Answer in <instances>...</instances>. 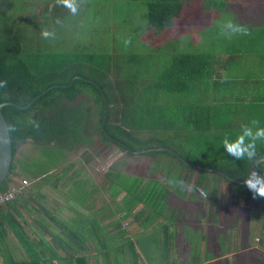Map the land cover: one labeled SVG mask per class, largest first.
I'll return each mask as SVG.
<instances>
[{"label": "rangeland", "instance_id": "374dc122", "mask_svg": "<svg viewBox=\"0 0 264 264\" xmlns=\"http://www.w3.org/2000/svg\"><path fill=\"white\" fill-rule=\"evenodd\" d=\"M79 1L77 3L82 2ZM83 1L82 5L77 4L75 12L65 11L63 13L64 20L59 23L55 20L53 9H47L53 5L54 0H18V3L25 2V4L16 8V15L20 17L27 14L25 16H28L29 19L23 32L24 38L27 39L25 47L29 48L27 51L60 54L88 51L96 55L98 59H107L110 62L118 63L116 66L121 68L120 75L114 73L112 80L114 82L119 80L117 82L121 84L122 91L127 92L128 95L139 96L143 91L145 92L146 88L149 92L156 90L154 84L157 76L164 66L166 67L170 63V51L164 49V53H161L160 46L162 44L163 46L166 44L167 48L171 46L177 50L179 49L177 44L187 39L192 44L194 43L193 51L201 50L202 46L207 49V39L202 30L205 25L211 27L210 21L212 18L214 19L213 14H217L213 13V10L210 11L213 9V4L217 3L222 6L221 2L226 1L230 7L243 8L244 6L252 7L255 2L263 0H190L181 14L180 19L184 23L175 25L170 32L150 31L147 21L150 0ZM262 3L257 6V9L264 7ZM224 7H218L216 10L223 11L229 8ZM221 19L224 21L226 17ZM44 31H49L52 35L45 37L42 34ZM133 53H136L137 56L132 57ZM81 95L74 102L78 112L76 111L74 115L76 117L73 120L81 129L79 133L85 140H89L92 128H98L96 115L101 107L94 102V90L87 89ZM173 95L175 98L180 97L176 94ZM173 95L167 92L164 94V98L169 103L164 105L163 109L167 108L171 112H175V118H179L182 115V110L181 107L172 105ZM137 112L135 123L139 136H142L143 132H145L146 138L148 136L163 138V135H167L165 129L162 128L158 132L144 129L145 124L142 123V119H150V116L144 109L137 110ZM224 122L225 120L218 119L219 130L216 133H208L209 137H203L200 140L202 141L201 145H204L205 142L208 145L210 138H215V136L219 140L221 138L235 140L239 135L238 131L236 130L234 135H231L233 130L231 126L230 130L228 128L221 129ZM139 126H142L143 131L139 129ZM172 138L176 146L184 148L187 146V149L200 144V141L192 136H189L190 140L187 141L185 137L175 131L172 132ZM90 139L93 142L92 148L83 147L78 152L53 146H42L31 141L20 146L14 163L17 167L16 171L21 175L12 176L9 188L20 186L26 179L29 184L22 188V194H27L31 188L35 192L42 191L46 195L43 204L50 211H59L65 220L76 216L78 211L86 215L98 213L106 220L109 216L108 222L112 224L107 228L106 233L112 230L115 233L112 235L108 257L104 253L96 251V246H98L96 240H88L86 245L89 246V251L82 253L87 257L88 264H133L134 259L129 240L135 242L138 250L136 260L138 264H165L167 259L173 262L169 264H174L175 261H177L176 264H193L197 258L199 259V262L196 261L198 264H264V196L254 195V190L251 194H236L230 183H227L222 176H217L218 179L215 183L211 179L208 180L207 189L210 186L208 194L204 197V203H198L199 208H197V204L196 206L193 204L194 202H190L192 200L190 195L194 193V185L198 178L197 170L194 171L191 180L185 184L184 191H187V195L184 198L185 192L182 194L181 182L176 187L175 180L181 173L182 165L179 161L175 162L176 166L173 170L170 168L167 171L164 167L165 164H168L164 161L166 158L158 160V158L137 155L129 157L116 145L104 146L97 134H93ZM217 146L219 156H227L225 154L228 153L226 147L219 144ZM214 147L215 145L205 153H211ZM86 160L89 162L86 163ZM169 160L167 158V161ZM115 163L119 167L112 172L113 176L111 177L115 179L112 181L107 175H109L110 167ZM71 164L74 166H71V169L65 174V169ZM23 175L30 177L39 175L45 179L40 178L33 182L23 178ZM59 176L60 181L57 188L54 189V185L50 184V181L57 180ZM77 180L79 182L88 180L85 182L86 186L83 187L90 193L89 199L85 203V211L74 200L77 197L86 196L83 188H78L81 185L78 186V184L73 188L72 185L71 187L66 186V184H74ZM45 181L49 182L51 186H44ZM91 186H97L100 191L93 192ZM123 186L132 190L131 195L135 194L133 188L140 189L138 190L140 192L159 186L170 191V196L174 193L170 198L172 201L168 206L170 208L157 211L139 203L135 211L143 213L141 220L133 219L132 215L135 213L133 210L132 215L124 218L121 222L122 228L127 231L122 236L120 235L122 228L116 227L113 223L117 217L121 219L122 212L113 217L110 213L114 210L115 204L126 196V191L120 192ZM199 192L200 196L206 193L203 188ZM114 193H118L116 198L113 197ZM72 196L74 197L72 198ZM107 204L111 205L105 208ZM162 204L159 203V205ZM168 215H172V219L179 226V232L175 233L176 239L173 240V244H168L170 242L165 240L160 230L162 222H166L169 218ZM148 216H151L152 219H148ZM34 217H36V213L26 215L29 222V225H25L26 231L33 238L42 237L48 241L50 236L34 222ZM43 218H45L44 222H48L46 217ZM9 238L10 243L12 242L13 246L17 248L15 254L19 256L22 251L20 243L13 233H10ZM163 245L165 247H162ZM13 246H8L9 250L14 249ZM165 250L170 255L168 254L164 258ZM63 263L60 262V264Z\"/></svg>", "mask_w": 264, "mask_h": 264}, {"label": "trees", "instance_id": "16d2710c", "mask_svg": "<svg viewBox=\"0 0 264 264\" xmlns=\"http://www.w3.org/2000/svg\"><path fill=\"white\" fill-rule=\"evenodd\" d=\"M77 1L72 0L75 7H77V4L82 5L84 2L80 0L82 2L77 3ZM189 1L150 0L147 14L150 31L170 32L175 25L184 23L180 18L185 5ZM24 4L25 2L23 4L18 3V0H0V80L7 81L6 85L0 87V104L10 103L5 105L2 111L10 128L14 156H16L18 148L29 141L42 146H53L78 152L83 147L92 148L93 142L90 138L93 134H97L104 146L116 145L129 157L137 155L158 158V160L166 158L164 161L168 164H165L164 167L167 171L170 168L173 170L176 166L175 162L179 161L182 165L181 173L175 180L176 187L181 182L182 194L185 192L184 198L187 195V191H184L185 184L191 180L194 171L197 170L198 178L194 185V193L190 195L192 198L190 202H194L195 205L204 203V197L208 194L207 191L210 188L209 186L207 189V182L211 179L215 183L218 179L217 176H222L227 183H230L236 194H251L253 192L247 184L243 185L231 179L246 181L249 178L253 164L264 158V139L257 140L256 149L249 148L248 151L243 153L242 158H237L229 152L225 153L227 156H219L217 145L224 146L222 138L220 140L217 136L210 138L208 145L205 141H203L205 142L204 145H201L202 141H200L205 136L209 137L208 133H216L219 130L215 112H206L204 106H181L182 115L185 118H175V112L157 105L159 91L165 90L169 93H176L177 88H179L177 84L182 78L178 76L186 69V66H189L190 61L191 64L196 65L199 59L203 57L202 54L190 53L175 56L172 65L161 70L157 76L154 84L156 90L149 92L146 88L145 92L143 91L139 96L135 94L130 96L127 92L122 91L121 84L117 82L119 80L115 82L112 80L114 73L120 75L121 68L116 66L118 63L110 62L107 59H98L96 55L88 51L62 54L27 51L29 48L25 47L27 39L24 38L23 32L29 23V19L28 16H25L27 14L19 17L15 12L18 6H24ZM47 9H53L55 20L59 23L64 20L63 13L71 10L65 5L64 0H54L53 5ZM136 56V53H133L132 57ZM178 69H181L180 73L177 72ZM173 78L174 80H172ZM186 79L184 80L185 83ZM87 89L94 90V102L101 107L96 115L98 117V128H92L89 140H85L79 133L81 129L73 120L76 117H74L76 111L78 112L74 102ZM104 93L109 103L105 130L103 129L106 107ZM38 96L40 98L33 102ZM143 109L150 116V119H142V123L145 124L144 129L158 132L162 128L165 129L167 135H163V138L153 136L146 138V134L143 132L144 134L139 136L136 130V115L137 110L141 111ZM181 123L182 128L178 131L176 126ZM248 126L255 131L256 128L264 127V122L256 127ZM139 129L143 131L142 126H139ZM221 129L224 130L223 127ZM173 131L181 134L187 141L190 140L189 136H192L199 140L200 144L190 149H187L185 145V148L176 146L172 138ZM213 145L215 147L211 153H205ZM160 148L165 149L160 150ZM167 149H171L175 153ZM131 150L142 152L134 154ZM249 152H252V155H249ZM209 155L211 156L209 157ZM167 158L170 160L167 161ZM85 162L88 163L89 160ZM188 162L194 166L189 165ZM71 166L73 167L74 164L65 169V174L71 169ZM118 167L116 163L110 167L109 175H107L109 180L112 179V172L117 170ZM16 170L17 167L13 162L7 181L0 187V194L9 190L12 176L19 175ZM23 178L30 179L33 182L40 180V178L45 179L39 175L31 177L23 175ZM251 180L264 182V161L257 164ZM59 181L60 176L57 180L50 181V184L52 183L55 189ZM112 181H115V179H112ZM81 182L78 180L75 182L82 186L78 188L85 187V182H88V180ZM43 184H49V182L45 181ZM202 188L206 193L200 196L199 191ZM133 190L135 194L131 195L132 190L130 188L128 190L127 187H121L120 192L126 191V196L115 204L114 210L110 213L113 217L115 214L122 212L121 219L118 217L115 220L112 219L118 228H122V220L130 217L139 203H143L151 210L164 211L165 208H170L168 207L172 203L170 198L174 195L172 193L170 196V191L159 186L152 187L150 190L147 189V191L139 192L140 189L137 188H133ZM98 191L100 190L94 186L93 192ZM20 194L12 201L4 204L0 203L1 263L60 264V262H64L63 264H88L87 257L82 255V253L89 251V246L86 245L88 240H96L98 244L96 251L102 252L108 257L112 235L115 233L113 230L106 233L107 228L112 224L108 222L109 216L106 220L98 213L86 215L78 211L76 216L65 220L59 211H50L43 204L46 195L42 191L35 192L31 188L27 194ZM84 194L86 196L83 198L77 197L78 199H74L83 210L90 196V193L85 190ZM116 196H118V193L113 194L114 198ZM160 202L163 204L159 205ZM110 205L107 204L105 208L110 207ZM197 208H199V205ZM34 213H36V217L33 220L48 233L50 236L48 241L42 237H36L39 239L33 238L26 231L25 225H29L26 215ZM132 216L133 219L140 221L143 213L135 211ZM43 217H46L48 222H44L45 218ZM167 217L169 218L166 222H162V229L160 230L165 240L170 242L172 239H176L175 233L179 232V226L172 219V215ZM147 218L152 219L151 216ZM104 220L106 221L104 222ZM214 224H217L216 221ZM120 232V235L123 236L127 231L122 228ZM10 233L14 234L22 247L19 256L14 254L17 248L13 246L12 242L10 243ZM189 238H191L190 235ZM8 246H13V251L9 250ZM129 246L134 259L133 264H138L136 261L138 250L135 242L129 240ZM168 254V251L165 250L163 257L165 258Z\"/></svg>", "mask_w": 264, "mask_h": 264}, {"label": "crops", "instance_id": "0c3cea01", "mask_svg": "<svg viewBox=\"0 0 264 264\" xmlns=\"http://www.w3.org/2000/svg\"><path fill=\"white\" fill-rule=\"evenodd\" d=\"M262 2L264 0L255 2L252 7L244 6L243 8L230 7L226 1L221 2L222 6L213 4V9L210 11L213 10L212 12L217 14H213L214 19L210 21L211 27L205 25L202 30L207 39V49L202 46L201 50L193 51L194 43L187 39L177 44L179 47L177 50L171 46L167 48L166 44L160 46L161 53H164V49L170 51L171 59L167 66L172 65L175 56L182 54L195 52L203 56L196 65L191 64L190 61L184 71L181 72V69H178L177 72H181L178 77L182 78L177 84L179 88L172 95L176 94L180 97L175 98L173 95L172 105L204 106L206 112H215L217 121L225 120L222 124L224 130L232 127L231 135H234L236 130L239 134L243 133L246 125L256 127L264 122V7L257 9ZM262 5L264 6V3ZM223 6L229 8L223 11L216 10ZM210 15L212 16L211 13ZM222 17L226 19L222 21ZM166 67L164 66L165 69ZM165 93V90L159 91L158 106L169 103L164 98ZM179 118L185 117L182 115ZM181 128L182 123L176 126L177 130ZM71 185L73 188L78 184H66L70 187ZM91 188L93 189L94 186ZM84 190L87 191V189ZM173 243L172 239L168 244ZM167 260L165 264L173 263ZM195 260L199 262L198 258ZM196 261L193 264H198ZM1 262L0 259V264H3ZM176 263L177 261L174 264Z\"/></svg>", "mask_w": 264, "mask_h": 264}, {"label": "water", "instance_id": "95a60500", "mask_svg": "<svg viewBox=\"0 0 264 264\" xmlns=\"http://www.w3.org/2000/svg\"><path fill=\"white\" fill-rule=\"evenodd\" d=\"M103 95H104V98L106 101V107H105V112H104V122H103V129L105 130V124H106L107 118H108L109 103H108V99H107V96L105 95V93ZM38 98H40V96H38L33 102H35ZM8 104H10V103L6 102V103L0 104V187L7 181L8 177L11 173L12 164H13L14 159H15L10 128H9L8 122H7V120L3 114V111H2L3 107L5 105H8ZM164 149L165 148H160V150H164ZM167 150H170L173 153H175L171 149H167ZM131 152L134 154H139L142 151L131 150ZM261 161H264V158L260 159L259 161L255 162L253 164L249 178L247 180L252 179L254 171H255V167ZM188 164L194 166L193 164H191L189 162H188ZM231 180L235 181L237 183L243 184V185H245L246 181H247V180L246 181H239V180H234V179H231Z\"/></svg>", "mask_w": 264, "mask_h": 264}, {"label": "clouds", "instance_id": "9594fccd", "mask_svg": "<svg viewBox=\"0 0 264 264\" xmlns=\"http://www.w3.org/2000/svg\"><path fill=\"white\" fill-rule=\"evenodd\" d=\"M65 5L70 8L73 12L76 11V7L72 0H64ZM231 26V25H230ZM43 36L49 37L52 35L49 31H44ZM7 81L0 80V87L6 85ZM259 139H264V127L253 128L246 125L243 134H239L235 140H224V146L226 151L233 153L237 158H242L243 153L248 151L249 148L256 149V141ZM247 140V142H246ZM252 155V152H249ZM246 184L251 190H254V195L264 196V182L247 180Z\"/></svg>", "mask_w": 264, "mask_h": 264}, {"label": "built area", "instance_id": "2783aa9c", "mask_svg": "<svg viewBox=\"0 0 264 264\" xmlns=\"http://www.w3.org/2000/svg\"><path fill=\"white\" fill-rule=\"evenodd\" d=\"M29 183L27 182L26 179L22 182V184L18 187H12L9 189L6 193L0 194V203L4 204L6 202L12 201L13 199L16 198L18 194L22 192V188L28 185Z\"/></svg>", "mask_w": 264, "mask_h": 264}]
</instances>
